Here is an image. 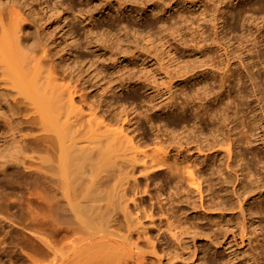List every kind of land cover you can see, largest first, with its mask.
<instances>
[{"label": "bare ground", "instance_id": "1", "mask_svg": "<svg viewBox=\"0 0 264 264\" xmlns=\"http://www.w3.org/2000/svg\"><path fill=\"white\" fill-rule=\"evenodd\" d=\"M57 4L62 7L64 3ZM248 6H259L256 11L264 13L259 2ZM24 7L26 2L0 0V98L6 110L0 114L4 129L0 137V228L3 222L10 225L4 236L19 251L12 252L10 264H172L181 250H196V238H206L216 246L223 236L236 232L242 245L247 242L249 253L240 254L239 260L230 257L233 262L264 264V97L256 80H252V98L259 102L258 112L249 110L250 100L242 91L237 95L239 103L232 107L227 99L221 107L225 93L208 88L183 94L180 103L177 99L147 108L149 121L154 108L161 114L195 112L196 123L204 116L220 119V123L215 121V132L196 131L187 118L181 134L157 128L153 148H149L150 144L139 143L140 130L134 126L138 119L129 118L125 108L116 111L103 97L112 88L149 90L146 82L135 75L119 76L100 87L101 94L92 95L74 67L79 61L74 59L72 64L73 58L65 52H53L45 36V21L33 10L26 13ZM68 7L71 12L76 10L73 2ZM161 33L165 39L169 36L163 28ZM135 40L140 39L135 36ZM127 46L135 50L132 44ZM78 47L73 42L70 54ZM128 47L122 44L119 49L124 57ZM254 57L248 55L240 64L247 71L261 73L264 62ZM211 61L204 59L198 67ZM226 67L232 73L224 75L219 84L225 89L228 83L232 94L243 80L233 72L232 64ZM182 72L187 75V67ZM192 76L180 82L187 84ZM200 76L215 83L209 71L202 70ZM240 114L243 131L235 134L232 131ZM241 139L254 148L255 169L244 164ZM191 150L200 155L210 152L209 157L226 154L227 159L210 168L206 161L189 157ZM217 167L227 171L226 180L235 168V203H225L221 195L231 182L216 188L205 176L208 171L223 174L221 169L215 172ZM151 181L155 183L153 193ZM184 184L197 191L198 203ZM163 188L168 197H163ZM206 211L219 212L218 219L212 213L205 215ZM199 213L205 223L200 216L194 218ZM5 241L0 240V246Z\"/></svg>", "mask_w": 264, "mask_h": 264}, {"label": "rangeland", "instance_id": "2", "mask_svg": "<svg viewBox=\"0 0 264 264\" xmlns=\"http://www.w3.org/2000/svg\"><path fill=\"white\" fill-rule=\"evenodd\" d=\"M12 1L8 0V2ZM14 1L20 5H24L26 2V7H24L26 13L33 10L38 15L37 17L46 22H44L45 36L52 45L53 52H65L67 58H73L70 61L72 64L74 59L79 61V65L76 64L74 67L77 69L78 75L84 78L85 86L92 95L101 94L99 88H104L112 78L115 80L119 76L135 75L146 82L147 86L150 87L149 90H142L139 87H130L125 90L112 88L103 97L107 103L109 102L115 107L116 111L125 108L130 115L129 118L138 119L134 126L140 130L139 143L150 144L149 148H153L151 142L155 140L157 128H160V132L166 129L168 132L174 131L181 134L186 118L190 120L189 127L196 131L202 129L204 133L215 132L214 127L217 125L215 121L220 123L219 116L215 120L204 116L201 118V123H196L194 120L195 112L161 114L157 108H154L156 111H150L151 121L146 118L145 110L147 108L151 109L155 104L161 103L162 105L175 102L177 99L180 103L183 100L182 95L185 93H202L205 88L213 91L220 90L225 93L221 107L226 106L227 99L230 100L233 107L235 103L240 102V97L237 95L242 91L250 100L248 103L249 110L258 112L259 102H255L252 98V80H256L259 84L264 97V64L261 66L263 73L256 69L252 73L243 69L240 62L248 55L260 56L259 58H262L261 60L264 62V13L259 14L256 11L259 6H256V9H251L248 6L253 2H259L264 8V0ZM58 2L64 3L62 7L57 4ZM71 2L76 6V10L73 12L68 9ZM77 10H81V13L79 14ZM90 15L93 17L89 18ZM162 28L169 33L166 39L162 36ZM135 36L140 40H135ZM247 39L249 40L246 41ZM73 42L78 43L79 47L76 52L70 54ZM127 42L132 44L135 50L129 49ZM228 42H230L229 46L227 45ZM117 43L120 46L117 47ZM122 44L129 49L125 57L119 51ZM50 49L52 50L51 47ZM204 59H211L212 61L208 63V66L199 68L198 66ZM228 63L232 64L233 72L240 75L243 80V85L233 89L232 94L228 92V83L225 85V89L220 88L221 78L232 73V71L227 72L226 65ZM185 67H187V75H193L191 82L187 84L180 82V79L187 76L181 75ZM202 70L209 71V74L215 76V83L207 76H200ZM173 94L174 100L171 99ZM0 107H2L0 114L6 112L5 101L1 98ZM215 110L216 107L212 105L210 107L211 114H214ZM138 114H140L139 118H137ZM243 114V117L240 114L235 124L236 130L232 133L238 134V132L243 131L239 122L241 117L243 119L244 116L246 117L245 111ZM135 120L132 121V124ZM0 124L1 137L4 131L1 118ZM247 124L250 123L247 122ZM131 131H133V127H131ZM223 131L225 135L228 134L227 129L224 128ZM203 138L202 136L201 139ZM135 143L137 144V140ZM240 145L244 164L250 169H255L257 165L254 148L247 146L243 139H241ZM141 147L143 148L141 150H146L144 146ZM187 154L189 157L192 156V159L199 158L202 162L206 161L210 168L213 165L218 166L220 160L224 162L227 159L226 154H215L211 157L216 159L211 160L210 152H204L200 155L196 150H191ZM233 163L236 166V162ZM220 169L223 174L217 176V174L212 175L208 171L205 176L215 183L216 188L222 184H227L228 181L231 182L226 193L222 191L221 195L224 196L225 203H235V198L232 195V189L237 185L234 175L235 168L227 180L224 179L228 176L224 168L217 167L215 172L217 173ZM159 176L157 174L154 178ZM154 188L155 183L151 181L152 193ZM183 188L189 190L193 200L195 199V203L199 202V194L193 187L184 184ZM171 189L172 192L175 191L173 187ZM162 193L164 194L163 197L169 196L168 190L165 188L162 189ZM166 206L169 207L170 202L166 201ZM204 207L207 209L206 204ZM201 213L196 214L194 218L198 219L200 216V221L205 223L206 219ZM210 213L215 219H218L219 212L206 211L205 215L209 216ZM224 219L231 218L225 216ZM0 220L3 219L0 218ZM2 225L0 240L5 239L6 241L4 245L0 246V254L2 255L0 264H10L12 252L17 251L19 253V251L18 248H14L15 245L10 242L8 236H4V229H8L10 225L7 222H3ZM186 244L190 248L195 244L199 250L197 248L196 250H181L172 264H208L212 260L218 264H235L230 257L239 260L240 254L249 253L247 242L241 244L238 232L234 236L229 233L223 236L216 243V246L210 244L206 238H196L194 244L188 240ZM193 250L195 254H193ZM24 252L29 253L27 250Z\"/></svg>", "mask_w": 264, "mask_h": 264}]
</instances>
